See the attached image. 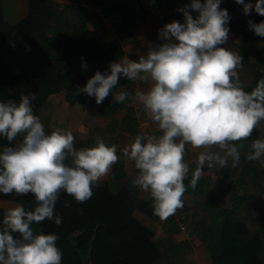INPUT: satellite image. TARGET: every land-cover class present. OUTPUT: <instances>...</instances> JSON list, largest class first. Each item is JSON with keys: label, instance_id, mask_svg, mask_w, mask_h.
I'll use <instances>...</instances> for the list:
<instances>
[{"label": "clouds", "instance_id": "clouds-1", "mask_svg": "<svg viewBox=\"0 0 264 264\" xmlns=\"http://www.w3.org/2000/svg\"><path fill=\"white\" fill-rule=\"evenodd\" d=\"M221 2L192 0L178 9L184 22L173 21L159 29L162 43L151 45L138 62L124 57L109 65L110 74L97 71L78 89L95 97L99 105L121 77L149 83L147 90L134 94L122 88L113 99L142 105L161 133L139 134L121 151L137 170L132 186L150 193L153 214L162 220L183 207L187 187L196 188L205 166L220 170L231 161L236 168L245 148L242 141L264 121V76L250 92L244 90L238 71L243 57L221 47L228 41L231 19ZM235 3L243 5L245 15L253 10L245 0ZM254 11L264 16V0H257ZM191 12L198 15L193 17ZM248 25L255 35L264 37V22L249 20ZM33 99L34 95H23L19 102H0V137L12 142L22 136L15 146L0 151V193L32 194L36 203L31 210L19 203L7 210L0 225V264H62L63 254L56 244L59 237L35 232L33 223L49 220L59 226L62 217L55 208L61 193L77 203L87 202L93 186L120 159L116 146L100 137L95 147L78 149L71 131L58 128L46 134L33 113ZM188 145L203 151L186 186L191 171L185 161ZM245 158L264 167V138L251 141Z\"/></svg>", "mask_w": 264, "mask_h": 264}, {"label": "trees", "instance_id": "trees-1", "mask_svg": "<svg viewBox=\"0 0 264 264\" xmlns=\"http://www.w3.org/2000/svg\"><path fill=\"white\" fill-rule=\"evenodd\" d=\"M73 1L70 0V3L61 8L54 0H30L28 16L13 23L8 19L4 0H0V102H19L23 95L30 98L34 95L35 99L31 103L33 113L37 116L52 95L64 94L71 105L87 103L90 97L78 89L86 85L94 72L108 71L110 74L109 65L125 57V47L135 42L138 24L147 21L150 13L141 2L122 7L119 4L121 0H116L115 8L105 9L102 12L104 17L94 23L102 31L100 33L89 29L86 20L88 8L78 3L73 4ZM191 2L192 0L169 1V6L175 10L179 21L184 22V17L178 9ZM220 7L227 10L231 18L227 25L229 31L240 33L250 40L264 42V37L255 35L249 30L248 23L237 18L236 14L242 5L235 3V0H222ZM116 11L121 14L123 21L115 24L114 32L107 31L105 19ZM191 14L193 17L198 15L195 12ZM251 21L257 24L264 22V16L257 14ZM221 47L225 48L226 44ZM241 50L254 67L251 85H247L244 77L239 75L244 90L250 92L258 79L264 76V49L257 57L245 47ZM83 64L93 68L92 76L82 67ZM123 85H128L126 91L129 93L136 92L131 81L124 77L119 79L116 87ZM16 86L21 90L11 92V88ZM125 110L128 111V116L122 121L112 120L109 134L116 137L122 131L134 140L143 133L133 102L125 100L123 103H116L111 95L102 102L100 116L112 119L114 114ZM52 131L45 129L46 134H51ZM260 136L257 127L249 139L242 141L245 148L241 149L239 164L245 166L246 177L264 182V167L245 158L251 141ZM21 140L22 136L12 142L0 137V151L5 147L15 146ZM95 141V137H90L80 142L91 148L96 146ZM105 143L115 145L117 155L122 158L118 151V140ZM120 159L113 165L110 179L93 186V195L87 202L77 203L67 193H61L55 208V214L62 217L59 226L45 220L33 223L32 228L35 232L59 237L56 244L63 254L62 264H187L186 258L194 250L190 241L176 243L171 237L156 241L148 228L132 219L134 210L140 208L154 221L163 224L169 235L182 231L177 218L162 220L153 214L152 199L149 203L140 200L141 190L131 183L135 176L128 175ZM185 161L191 170L188 179L184 181L188 186L197 164L190 162L186 156ZM230 164L231 161L229 167L221 169L219 174L229 181L226 192L232 196V207L225 208L217 203L221 193L210 191V179L201 177L196 188L187 187L184 195L199 197L210 193L213 199L205 206L198 204L206 215L202 218L195 216L190 223L186 219L185 223L190 224V236L198 235L205 242L212 264H264V229L251 234L246 225L238 221L240 212L253 196L234 193V182L231 179L233 168ZM0 200L18 202L26 210L36 206L32 194L21 196L0 193ZM66 202L69 205L67 207ZM4 216V210L0 209V225Z\"/></svg>", "mask_w": 264, "mask_h": 264}, {"label": "crops", "instance_id": "crops-1", "mask_svg": "<svg viewBox=\"0 0 264 264\" xmlns=\"http://www.w3.org/2000/svg\"><path fill=\"white\" fill-rule=\"evenodd\" d=\"M54 1L62 2V7L70 3V0H54ZM169 1H175V0H121L119 2V4L122 7L134 4L136 2H141L143 6L146 7L150 12L147 21L139 23L137 29L135 30V42L130 43L125 47V53H126L125 57L130 56V58L138 61L139 55H146L148 48L151 45L162 43V41L158 39L159 29L163 28L166 24L171 23L173 21L183 23L182 21L178 20L175 10L169 6ZM204 2L205 1L201 0V3ZM4 3L8 14V19L13 23L20 22L21 20L26 18L29 14L30 0H4ZM77 3L81 6L88 8L89 10L86 19L89 29L101 32L98 28L94 26V23L97 20L104 17L102 12L105 9L112 7L115 8L116 0H78V1L74 0L73 1V4L77 5ZM237 13H241L240 10ZM253 18L254 17H252L250 20H252ZM122 21H123V17L119 12L116 11L115 13L112 14V16L105 19L106 22L105 29L107 31L114 32L115 24L121 23ZM237 38H238L237 42L240 41L241 37L239 38L238 36ZM235 43H236V38L229 39L226 43L225 48L228 50L235 51L234 48ZM127 52H129L130 55ZM131 83L136 89V91L145 90V88L139 89L135 85L134 81H131ZM117 88L118 89L123 88L124 90H127L128 85H123L120 87L113 88L109 96L111 95L114 96L115 95L114 91ZM56 95H61V94H56ZM56 95H52L47 100V102L42 106V110H41L42 113H44V110L47 111L49 107L54 106L53 97L55 98ZM89 101L90 102L92 101V97H90ZM89 101L87 102L88 104L90 103ZM87 103L85 105L86 108H84L86 109L85 114L87 112V109H89V105ZM101 106L99 108H101ZM133 106L137 110L139 117L140 114L138 110H141L142 113L144 114V110L141 107L140 108L137 107V103H133ZM50 114H54V115L50 116ZM46 115H47L46 120L44 119L42 122L44 128L50 130H56L58 128L60 129V127L57 126V123L59 121H56L55 113H53L52 109L48 113H46ZM127 116H128V111L125 110L114 114L112 119H107L109 120V124L107 128L108 132H109V125L112 120L122 121ZM140 128L143 134H147V135L161 134L157 128V125L154 122L151 125H149V122L146 121L145 116L140 117ZM75 133L73 135L76 137L77 135H75ZM119 133L124 134L122 131H120ZM89 137L91 136L89 135ZM89 137L86 138V140L89 139ZM80 138L83 139V137H79L78 141L79 140L82 141V139ZM259 138H264V135H261ZM78 141L75 140V144ZM186 150H187L186 157L188 158V160L192 163L197 164L196 161L198 154L199 152L203 151V149H194L190 145H188L186 146ZM212 150L219 151L218 148H213ZM118 151H120L122 154L120 146ZM122 158H123V154H122ZM256 162L259 163L258 161ZM220 170L209 169L207 166H205L204 175L202 177H207L210 179V191L221 193L220 198H218L216 202L219 203L222 207L231 208L232 196L226 192V188L228 186L229 181L228 179H226L225 177L219 174ZM244 171H245V166L239 164L236 168H233L231 179L234 182V193L238 195L248 194L253 196L252 199L247 201V203L245 204L244 208L242 209V211L238 216V221L245 224L248 231L251 234H253L260 232L264 229V182L257 179H253L251 177H246ZM110 174L107 177L103 178L101 181H108L110 179ZM151 199L152 198L150 196V193L140 191V200L142 202L149 203ZM212 199L213 198L210 193L203 194L199 197H194L191 195H183V207L178 209L174 215L170 216L177 218L180 221V224L182 225V231L176 235H169L168 233H166L163 224L154 221L146 212H144L140 208L134 210V212L132 213V219H134L141 225L148 228L152 232L153 239L156 241H163L170 237L176 243H180L183 241H190L194 250L190 255L187 256L186 258L187 264H212L213 262L212 257L202 238H200L198 235L190 236L189 234L190 221H193L195 216H197V218H202L204 215H206L205 211L198 207V204L205 206V204ZM17 203L18 202L0 200V209L4 210L6 214L7 210L9 208L14 207ZM182 210H185L187 212H182ZM186 219L187 220L189 219V223L188 222L185 223Z\"/></svg>", "mask_w": 264, "mask_h": 264}, {"label": "rangeland", "instance_id": "rangeland-1", "mask_svg": "<svg viewBox=\"0 0 264 264\" xmlns=\"http://www.w3.org/2000/svg\"><path fill=\"white\" fill-rule=\"evenodd\" d=\"M257 2V0H245V3H251L253 5V10L251 11V13L249 15H245L243 12V6L240 9L241 13H237V18L242 21V22H248L252 17H255L257 14L254 11V6L255 3ZM61 8H62V2H56ZM101 31V30H100ZM102 32V31H101ZM100 32V33H101ZM239 36L240 41L237 42V37ZM236 38V43L234 44V48H235V52H238L242 57H243V65L242 68L239 69V74H241V76L244 77L246 83L248 85H251L253 83V78H254V67L253 64L250 63V61L245 58L242 54V47H245L247 49H249L251 51V53L257 57L261 54L262 50L264 49V42L261 40H250L245 38L242 34L240 33H233L231 31H229V39H233ZM129 55L130 53L127 52ZM129 60L131 61H136L135 59L130 58V56L127 57ZM138 62V61H137ZM84 69L89 72V74L93 73V68H91L90 66H86L84 67ZM95 73V72H94ZM122 78V77H121ZM135 85L140 89H144L147 90V88L149 87V83L144 82V81H134ZM15 90H21L20 88L16 87H12L11 88V92L15 91ZM121 89H116L114 92H118ZM54 99V106H51L46 110H44V113L41 112L40 110V114H39V118L41 120V122H43V120L47 118L46 113H48L51 109L53 111V113H55V119L56 121H59L57 123V126L60 127V129L66 130V131H73L72 134L75 133V135H77L76 137L74 136L75 140L78 141L79 137H83L80 138L82 139V141L86 140V138L89 137V135L91 137H100L102 139H104L105 142H109L111 140H118L120 143V149L122 150L125 146H127L128 144H130L133 139L126 134H119L118 136L114 137L111 136L107 130L108 128V124H109V120L104 119L100 116V109L99 108L101 106V104L97 105L95 102V97H92V101L88 104L89 105V109H87V112L85 114L86 108L85 105L86 103H76L75 105H71L69 102L66 101V98L64 96V94L61 95H56ZM137 107H141L143 109V106L139 104H137ZM140 117H146V121L149 122V125H151L153 123V121L150 119V117L144 112V114L142 113L141 110H138ZM54 114H50V116H53ZM259 130H260V134L264 135V121L261 122V124L258 126ZM93 132V133H92ZM263 132V133H262ZM93 135V136H92ZM90 138V137H89ZM85 144L83 142H80V140L78 142H76L75 147L76 148H86L84 146ZM122 162V165L124 167V169H126L128 175L130 176H136L137 175V170L134 167V162L125 158L123 156V158L120 159ZM182 212H187L185 210H182Z\"/></svg>", "mask_w": 264, "mask_h": 264}]
</instances>
